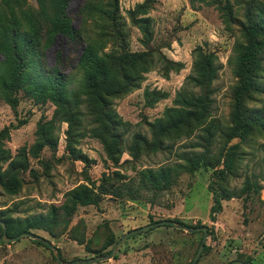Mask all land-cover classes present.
<instances>
[{"label":"rangeland","instance_id":"obj_1","mask_svg":"<svg viewBox=\"0 0 264 264\" xmlns=\"http://www.w3.org/2000/svg\"><path fill=\"white\" fill-rule=\"evenodd\" d=\"M62 17L72 39L56 26ZM251 20L264 22V0H0V218L9 236L41 216L47 223L31 232L69 263L169 220L207 227L196 264H264V38L259 90L238 110L244 122L256 121L243 136L234 120L236 68ZM85 48L124 92L97 96L87 87ZM205 57L216 72L200 83L195 65ZM182 99L199 117L160 132ZM192 154L211 166L190 172L183 158ZM224 161L231 170L215 174ZM149 170H166V183L152 186ZM6 177L13 190L4 188ZM82 188L94 205L72 203ZM214 191L221 212L211 219ZM201 240V232L161 226L97 264H190ZM0 264L58 263L22 238L0 240Z\"/></svg>","mask_w":264,"mask_h":264},{"label":"trees","instance_id":"obj_2","mask_svg":"<svg viewBox=\"0 0 264 264\" xmlns=\"http://www.w3.org/2000/svg\"><path fill=\"white\" fill-rule=\"evenodd\" d=\"M56 26L58 30L64 34L69 39H72V29L70 27L69 21L62 17L60 20L56 21ZM245 36L247 40L246 46L242 49V53L239 57V63L236 68V75L239 79V87L237 89V93L235 95L236 98V113H235V127L236 130L240 131L243 136L249 133L248 124H253L256 120L254 117L249 116L244 122L240 115H238V110L241 107V102L245 95L248 92H257L259 90V85L255 82V70L257 68L258 55L261 51V39L264 38V22H251L249 23L247 29L245 30ZM80 62L85 69V81L87 87L97 96L101 94H118L124 92L126 89L125 85L120 84L116 79L109 73L103 61L98 58L90 49L85 48L80 57ZM195 71L198 75V82H208L215 76V68L213 67V63L207 57L203 58L202 61L196 63ZM125 84H127V79H124ZM196 82V81H195ZM149 93L145 94L146 99H149ZM201 99L197 100V103L193 106L195 108L201 109V114L204 110L203 107H200ZM179 107L169 109L168 110V123L165 126H159L160 132H164L170 129L175 128L178 124L183 123L187 118H198L199 115L197 110H186V101L182 99L180 103L177 104ZM175 118H178L175 121ZM229 156V155H228ZM189 167L190 172H195L201 166H211L207 157L204 155L192 154L189 157L183 158ZM231 170V163L228 161H224L223 169L214 171L215 174H223L224 172H228ZM147 178L152 186H156L157 188L163 181L167 180L168 172L166 170H160L158 173H154L152 171H146ZM159 176V177H158ZM1 181V178H0ZM3 186L5 189L13 190L16 186L14 180L10 177H6V180L3 182ZM221 200L222 198L217 194V192H213V206L210 209V217L211 219L214 216L221 212ZM72 203L74 205H94L93 200L86 188H82L79 195L77 191L72 194ZM0 221L4 222L7 227V236H9L10 225L4 219L0 218ZM43 223H47L46 219L39 216L38 219L34 220H26L23 225H18V230H22L23 232H31L32 229H40L43 226ZM1 229V228H0ZM21 234V233H20ZM35 234V233H34ZM37 235V234H35ZM32 241V240H31ZM34 243L44 247L43 245L33 241ZM115 244V241H111L104 249L112 248ZM46 248V247H44ZM47 249V248H46ZM48 250V249H47ZM110 250L105 253H97L99 254L97 257L107 255ZM60 252V251H59ZM53 257V255H52ZM54 258V257H53ZM55 259V258H54ZM64 261V260H63ZM57 262V261H56Z\"/></svg>","mask_w":264,"mask_h":264},{"label":"water","instance_id":"obj_3","mask_svg":"<svg viewBox=\"0 0 264 264\" xmlns=\"http://www.w3.org/2000/svg\"><path fill=\"white\" fill-rule=\"evenodd\" d=\"M161 226H170L173 227L176 230H180V231H185L188 233H198L201 232L202 233V240L201 243L198 247L197 253L194 257V259L192 260V262L190 264H196L201 251L205 245L206 239H207V235H208V230L207 227L201 226V227H189V226H185L182 224H179L177 222L174 221H169V220H162V221H158L149 225H146L144 227L129 231L128 233L124 234L111 248L110 252L107 255L104 256H100V257H95V258H91V259H84V260H73L69 263H66L63 261L61 254L59 252V250L54 247L47 239L39 236V235H35L32 232H23L15 237H8L7 236V227L5 225L4 222L0 221V228H1V236H0V240L1 242H3L4 244H12L17 242L18 240L22 239V238H27L29 240L32 241H36L37 243L43 245L44 247H46L53 255V257L55 258V260L57 261L58 264H97L106 260H109L113 257L114 253L116 252V250L119 248V246L128 238L139 234V233H143L146 231H149L151 229L157 228V227H161ZM229 264H252L250 262H243V261H232Z\"/></svg>","mask_w":264,"mask_h":264}]
</instances>
